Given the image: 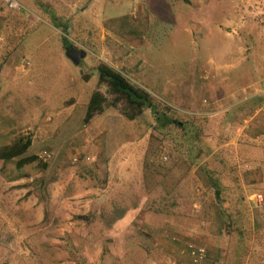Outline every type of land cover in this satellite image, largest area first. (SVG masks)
<instances>
[{
	"label": "rangeland",
	"instance_id": "374dc122",
	"mask_svg": "<svg viewBox=\"0 0 264 264\" xmlns=\"http://www.w3.org/2000/svg\"><path fill=\"white\" fill-rule=\"evenodd\" d=\"M68 46L86 52L80 63ZM116 56L159 109L189 123L187 133L170 126L165 136L144 110L126 123L123 153L131 156L121 163L112 140L71 145L72 128L62 126L85 129L94 92L106 94L98 66ZM239 60L220 78L222 66ZM262 88L264 0H0V148L30 136L27 155L39 156L22 168L0 161V264H189L187 241L207 247L205 264H264ZM190 89L199 108L185 102ZM107 110L116 129L120 107ZM118 163L140 170L127 188L105 177ZM203 164L220 176L221 204ZM102 184L111 193L105 204ZM140 192L152 197L150 211L171 218L129 222L115 237L103 232ZM159 234L178 242L176 251L154 246Z\"/></svg>",
	"mask_w": 264,
	"mask_h": 264
},
{
	"label": "crops",
	"instance_id": "0c3cea01",
	"mask_svg": "<svg viewBox=\"0 0 264 264\" xmlns=\"http://www.w3.org/2000/svg\"><path fill=\"white\" fill-rule=\"evenodd\" d=\"M129 49H130V47H129ZM137 50H139V49H137ZM117 55H120L119 51H118ZM118 57L119 56H116V58H114V60L107 59V60H105V62L108 63L109 65H111L112 67H114V68H116V69L121 71V68H124V67H122V66H124V63L122 61H120ZM145 60L146 59H144V61ZM139 62H141L140 65L143 66V64H142L143 60H141ZM241 62H242V60H239V61L234 62L232 64V66L231 65L227 66V64L222 66L220 68L221 77L220 76L219 77L225 79L227 77V75L230 73L229 71H231V67H239L240 66L239 63H241ZM232 69H234V68H232ZM145 77L148 80V81H145V82L149 83V82L152 81V78H151L150 75L147 74V75H145ZM141 78H142V80H144L143 76ZM220 78H219V82L216 83V84H218L217 87H219L221 84H223L225 86V83L227 82L226 80L220 81ZM138 84L140 86H142L140 83H138ZM149 84H151V83H149ZM201 89H203V88H201ZM207 90L210 91V89H207ZM194 94H195V92L190 89L187 92L186 97H185L188 101H185V102L188 105V107L189 106H195V108H199V105L201 103H198V99L195 98ZM197 110L199 111V109H197ZM105 112H107L105 120L103 122H101L98 125V127L95 128V129L98 128V130H99L98 133L95 132V129H92L90 127L92 122H90L88 124L84 123V116H83V122L82 123H83V126H85V129H81L82 131L80 130L79 127H75L74 128L72 126L71 122L70 123H66V122L62 123V126H63V128L68 127L70 130L72 128V130L69 132V134L72 135V137H73L72 140H71V145H75V146L76 145H80V146H82V144H83L82 142H84V141L88 142V140H92V141L96 140L98 142L99 141L106 142L109 139L112 140L114 142V146L116 147L115 150H116V152H118L117 156H116V152H115V156L118 159V161H120V163H121L122 160L129 159L130 156H131L128 152L127 153L126 152L123 153V150H125V148H128L130 146V144H131L130 143V137H129V135H131V134L126 133V127H127L126 123L127 122L134 123V121H137V119L130 120V119L126 118L124 115L121 114L120 118L117 120L118 122L116 123L117 126H116V129H115L114 120H113V118H111V116H113V115H111L112 111L109 112V110H105L104 113ZM83 115H85V114L83 113ZM60 131H61V134H63L64 133L63 131H66V130L63 129V130H60ZM114 132H116V134H114ZM87 135H88V138H87ZM112 135H115L116 137H114V138L112 137L111 138L110 136H112ZM136 137H137V140H136ZM140 138H141V134H140V137L139 136H134L132 142L140 141ZM112 156L114 157L113 154H112ZM116 158H112V159H116ZM120 163H118L116 165H113V166L111 164V166L109 168H107L108 172L106 171L107 169L105 170V173H106L105 177H107V174H108V178L110 180H112L113 183L118 185V186H116L117 189L127 188L128 187L127 185H129V183L126 180L127 179H134L135 175L140 173L139 168L138 169H134V167H132L130 164L121 166ZM118 169L122 170V173H120ZM100 170H101V168H100ZM262 171L264 172V165H263ZM101 172H104V171L101 170ZM124 181H126V182H124ZM136 181L133 180V182H136ZM183 181L185 182V180H183ZM186 182H187V180H186ZM107 184H102V187H101L102 188L101 189L102 192H101V194H99V195H101V197H100V199H102L101 202L104 203V204L107 202V200L109 201V199H110L109 194H111L110 192H107V191H109L108 190L109 188H108ZM136 184L139 185L140 182H136ZM183 184L184 183H181L180 186L183 185ZM94 187H96V185L95 186L92 185L89 188H94ZM132 188L135 189L134 188V184L132 185ZM138 189H140V188H138ZM90 191H93V190L90 189ZM94 193L95 192H91L90 194H88V195H90L89 201H90L91 204H93L96 201L95 198H97V196H98V195H96L94 197V195H93ZM119 193L120 192H117V194H119ZM79 195H81V194L79 193ZM122 200H125V199H122ZM149 203H153V199L150 196V194H148L146 196H142L141 192L138 193L137 196L134 198V200H132V206L131 207L130 206L127 207V205H125L124 208L118 207L117 215L113 216V218H112L113 222L110 223L109 226L105 225V227L103 229V232H106L107 234L111 233L115 237V235H119L120 233H122V230L123 231L124 230L128 231L127 230L128 228H126L127 225H125V224H127L129 222H131V224H133L132 222H136V221L141 223V222L145 221L147 216H148V219L152 218V219L169 220L171 218L172 214L167 212V211H162V209H158L157 208V209H154V210L152 209V211H150V206H148ZM124 225H125V227H124ZM128 225H129V227H131L130 224H128ZM126 237H127V235L125 233V238ZM167 238H168V236L163 235V234L157 235L155 237V240H154V243H153L154 246H156V242L158 240V241H160V244L164 248L170 249L172 251H176V249L178 248V245H177L178 242L172 241L171 239H167ZM171 257H172V255H171ZM168 261H170L169 262L170 264H175L176 263V259H172V260L169 259Z\"/></svg>",
	"mask_w": 264,
	"mask_h": 264
},
{
	"label": "trees",
	"instance_id": "16d2710c",
	"mask_svg": "<svg viewBox=\"0 0 264 264\" xmlns=\"http://www.w3.org/2000/svg\"><path fill=\"white\" fill-rule=\"evenodd\" d=\"M98 71L99 85L106 87V94L99 89L94 92L84 116L85 124L92 122L97 115L104 113L109 107H120L122 114L130 120L139 118L144 110L149 109L153 113L155 122L157 123L154 125L155 129L157 131L159 130L163 135L166 136L170 126L176 127L183 133L188 132L187 126L189 123L187 120L176 119L170 116L167 111L159 109L155 104L156 99L154 95L134 82L127 73L112 67L106 62H100ZM108 96H110L111 99ZM196 136L197 135H195V137ZM182 141L183 140H177V144H183ZM195 141L196 139H193V142ZM31 144L32 138L30 136L18 137L12 144L0 148V161H3L5 164L16 161L17 168H22L27 164L39 160L38 155H27ZM192 145L193 143L191 146ZM194 158L198 160L200 156L197 154ZM44 166H46V164ZM201 166V176L210 182L209 186H211V188L217 187L213 194L217 196L220 204L223 203L224 200L222 199L226 198L224 196L221 197L222 192L221 189H219L220 184L218 181H220V176L218 172H213L206 164ZM226 169L231 171L229 167ZM189 172L190 171H188V173ZM231 217L232 219L235 218L232 215Z\"/></svg>",
	"mask_w": 264,
	"mask_h": 264
},
{
	"label": "built area",
	"instance_id": "2783aa9c",
	"mask_svg": "<svg viewBox=\"0 0 264 264\" xmlns=\"http://www.w3.org/2000/svg\"><path fill=\"white\" fill-rule=\"evenodd\" d=\"M259 95L261 102L258 107V111L264 112V88L259 91ZM181 252L188 254L189 264H205V261L208 257V249L206 246L190 241L185 243V246L182 248Z\"/></svg>",
	"mask_w": 264,
	"mask_h": 264
},
{
	"label": "water",
	"instance_id": "95a60500",
	"mask_svg": "<svg viewBox=\"0 0 264 264\" xmlns=\"http://www.w3.org/2000/svg\"><path fill=\"white\" fill-rule=\"evenodd\" d=\"M66 54L75 62L80 63L81 58L86 55V52L84 50H76L73 47L68 46L66 48Z\"/></svg>",
	"mask_w": 264,
	"mask_h": 264
}]
</instances>
